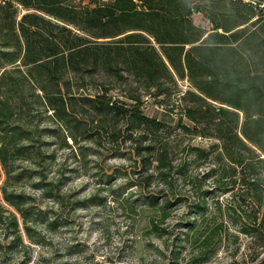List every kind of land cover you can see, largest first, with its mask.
Masks as SVG:
<instances>
[{"label": "trees", "instance_id": "trees-1", "mask_svg": "<svg viewBox=\"0 0 264 264\" xmlns=\"http://www.w3.org/2000/svg\"><path fill=\"white\" fill-rule=\"evenodd\" d=\"M177 79L190 86L181 95L190 125L180 126L218 141L196 150L214 152L205 176L226 196L215 211L203 201L186 236L213 249L228 216L264 264V0H0V176L16 160L42 171L39 126L50 122L66 146L94 135L132 142L147 172L141 188L154 175L181 174L165 122L148 116L141 99L142 91L168 94ZM116 82L121 97L108 95ZM143 197L168 216L166 201L155 207L156 195Z\"/></svg>", "mask_w": 264, "mask_h": 264}, {"label": "rangeland", "instance_id": "rangeland-1", "mask_svg": "<svg viewBox=\"0 0 264 264\" xmlns=\"http://www.w3.org/2000/svg\"><path fill=\"white\" fill-rule=\"evenodd\" d=\"M193 18L205 25L199 14ZM189 88L187 80L177 79L168 94L142 91L144 112L165 122L172 163L182 169L166 181L154 175L143 188L138 182L147 172L129 140L110 142L102 136L95 141L94 135L75 143L68 140L66 146L55 124H40L42 171L16 160L11 174L0 176V264H191L194 259L193 264H255L262 254L257 255L250 238L234 231L228 216V231L218 235L213 249H198L186 236L203 201L207 211H215V199L224 203L226 197L212 185L213 176H205L215 165L214 152L204 157L196 150L215 149L218 141L180 126L190 125L181 117L186 104L181 95ZM123 89L113 83L108 95L121 97ZM148 193L156 195L155 207L167 202L164 220L145 202ZM150 219L155 229L149 228Z\"/></svg>", "mask_w": 264, "mask_h": 264}, {"label": "built area", "instance_id": "built-area-1", "mask_svg": "<svg viewBox=\"0 0 264 264\" xmlns=\"http://www.w3.org/2000/svg\"><path fill=\"white\" fill-rule=\"evenodd\" d=\"M226 264H235V263H226Z\"/></svg>", "mask_w": 264, "mask_h": 264}]
</instances>
